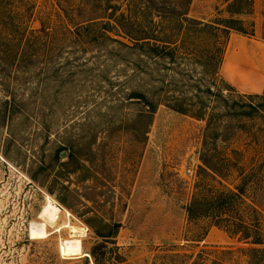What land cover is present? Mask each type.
Segmentation results:
<instances>
[{
	"label": "rangeland",
	"instance_id": "1",
	"mask_svg": "<svg viewBox=\"0 0 264 264\" xmlns=\"http://www.w3.org/2000/svg\"><path fill=\"white\" fill-rule=\"evenodd\" d=\"M230 1L191 0L187 17L209 25L239 19L251 35L229 30L216 43L208 32L191 34L173 64L143 58L108 34L97 43L33 48L17 80L0 81V264H159L172 245L177 253L248 247L206 221L194 228L205 229L201 242L182 241L195 185H216L198 169L205 119L221 114L220 96L232 115L237 95L264 93V73L251 90L254 83L233 86L224 69L227 52L237 53L232 43L255 67L264 57V0H251L249 14L239 16L226 12ZM33 3L24 27L38 29L46 15L59 40L55 0ZM131 92L180 105L191 117L158 105L146 127ZM215 118L218 136L208 143L240 153L231 160L252 172L247 199L264 218V115ZM235 175L220 184L231 189Z\"/></svg>",
	"mask_w": 264,
	"mask_h": 264
},
{
	"label": "trees",
	"instance_id": "2",
	"mask_svg": "<svg viewBox=\"0 0 264 264\" xmlns=\"http://www.w3.org/2000/svg\"><path fill=\"white\" fill-rule=\"evenodd\" d=\"M190 3L191 0H55L59 11L56 16L62 21L58 29L61 36L55 40L57 36L54 35V28L49 27V17L46 15L37 19L38 29L29 30L24 27L33 17V0H0V81H16L17 68L24 58L27 60L29 57V50L43 45H56L58 49L82 43L87 37L89 41L84 44L97 43L103 39L111 40L108 34H113L128 43L126 45L116 41L118 44L136 50L143 58L163 59L173 64L180 45L191 34L208 32L216 43L219 34H227L229 30L243 36L251 35L242 29L239 19L230 17L209 25L187 17ZM226 7V12L231 16L246 15L251 10V0H231ZM236 98L239 104L237 110L233 111L235 113L231 115L225 110V100L220 96L223 102L221 114L214 116L209 113L205 119L198 169L216 185L202 181L195 185L184 207L187 229L182 241L189 247L201 242L205 229L197 232L194 228L197 222L206 221L248 247L177 253L176 245H172L169 254L159 256V264H264V248L261 247L264 246V218L246 195L247 178L252 172H245L231 160L240 154L238 151L220 153L213 143H208L218 136V131L213 133L215 117L264 115V104L260 107L253 105L254 102L264 103V93L237 95ZM128 99L140 104L142 112L139 113V119H148L146 127L158 105L189 116L188 111L180 105H170L165 99L152 101L140 92L129 93ZM244 100L248 102L244 103ZM8 103L7 100L2 101L4 106ZM206 106L201 102L200 109L206 110ZM233 174H236L238 183L231 189L223 187L219 179ZM118 226L114 224L115 228ZM97 236L107 237L98 233ZM163 258L168 259L166 263L162 261Z\"/></svg>",
	"mask_w": 264,
	"mask_h": 264
},
{
	"label": "bare ground",
	"instance_id": "3",
	"mask_svg": "<svg viewBox=\"0 0 264 264\" xmlns=\"http://www.w3.org/2000/svg\"><path fill=\"white\" fill-rule=\"evenodd\" d=\"M232 48H235L237 53H233L232 50L227 52L224 69H226L228 76L232 81H253L254 88H251V86L247 88H251V90L258 89L261 75L264 73V57L259 60L257 67H255L244 48L235 46L234 43L231 44Z\"/></svg>",
	"mask_w": 264,
	"mask_h": 264
},
{
	"label": "crops",
	"instance_id": "4",
	"mask_svg": "<svg viewBox=\"0 0 264 264\" xmlns=\"http://www.w3.org/2000/svg\"><path fill=\"white\" fill-rule=\"evenodd\" d=\"M222 65H223V63H222ZM238 66V65H237ZM230 79V78H229ZM233 82V86L235 85H238V86H240L241 84L242 85H245V86H248L249 85V83H253V81L252 82H241V81H232ZM235 83V84H234ZM245 88V87H244ZM251 92H255V91H251ZM251 94V93H250Z\"/></svg>",
	"mask_w": 264,
	"mask_h": 264
}]
</instances>
